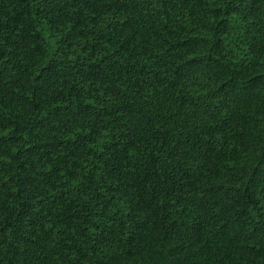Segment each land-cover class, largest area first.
Listing matches in <instances>:
<instances>
[{
    "label": "trees",
    "instance_id": "1",
    "mask_svg": "<svg viewBox=\"0 0 264 264\" xmlns=\"http://www.w3.org/2000/svg\"><path fill=\"white\" fill-rule=\"evenodd\" d=\"M0 264H264V0H0Z\"/></svg>",
    "mask_w": 264,
    "mask_h": 264
}]
</instances>
